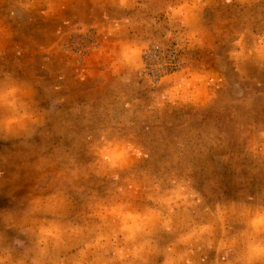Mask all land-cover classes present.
Returning a JSON list of instances; mask_svg holds the SVG:
<instances>
[{
	"label": "clouds",
	"instance_id": "9594fccd",
	"mask_svg": "<svg viewBox=\"0 0 264 264\" xmlns=\"http://www.w3.org/2000/svg\"><path fill=\"white\" fill-rule=\"evenodd\" d=\"M212 2L112 0L137 14L111 29L110 94L74 108L66 122L70 128L72 119L83 120L75 140L87 159L67 145L37 157L39 179L23 196L10 195L11 207H0V264H264V196L209 203L218 185L197 180L196 134H177L159 152L144 137L165 112L188 103L185 95L207 93L206 81L189 79L187 68L157 70L172 44L177 51L205 45ZM237 2L253 11L264 5ZM170 6L184 12L173 16ZM229 55L237 65L264 67V29L247 23L237 30ZM29 90L11 74L0 79V133L18 141L33 139L45 123L35 96L26 98ZM214 99L215 92L207 94L208 103ZM246 151L264 156V142L253 140Z\"/></svg>",
	"mask_w": 264,
	"mask_h": 264
},
{
	"label": "rangeland",
	"instance_id": "374dc122",
	"mask_svg": "<svg viewBox=\"0 0 264 264\" xmlns=\"http://www.w3.org/2000/svg\"><path fill=\"white\" fill-rule=\"evenodd\" d=\"M169 11L178 16L184 8L170 6ZM136 14L112 0H0V79L11 74L29 85L26 98L35 96L45 120L31 140L0 133V207H11L8 197L23 196L39 179L33 167L38 156L67 145L68 152L87 159L75 140L84 131L83 120L72 119L70 128L66 122L74 108L99 104L110 94L109 65L117 38L111 29ZM203 23L210 33L205 45L177 51L172 44L157 75L187 68L189 79L206 81L207 93L185 95L188 103L165 112L144 137L159 152L177 134H196L200 153L192 163L197 180L201 186L218 185L210 188L209 203L224 195L264 196V156L246 151L251 141L264 142V67L237 65L229 55L237 30L247 23L264 29V5L253 11L237 0H213ZM212 92L216 99L208 103Z\"/></svg>",
	"mask_w": 264,
	"mask_h": 264
}]
</instances>
